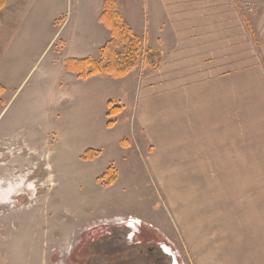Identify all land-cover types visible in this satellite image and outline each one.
Here are the masks:
<instances>
[{"label":"rangeland","instance_id":"1","mask_svg":"<svg viewBox=\"0 0 264 264\" xmlns=\"http://www.w3.org/2000/svg\"><path fill=\"white\" fill-rule=\"evenodd\" d=\"M117 1L147 25L148 41L122 16L143 49L152 48L149 24L154 14L162 20L163 0ZM236 1L251 14L252 75L264 81V0ZM89 6L60 0L46 49L0 60V203L6 206L0 225L4 213L12 215L11 227L0 229V253L22 264L41 252L38 264H133L126 254L135 246L126 238L140 226L141 235L170 247L179 264H264V102L244 114L237 99L235 140L243 148L235 162L187 161L178 143L158 152L133 131L137 99L130 81L78 79L72 94L71 81L55 90L46 73L69 54L66 23ZM40 21L46 22L38 15L37 30ZM158 66L147 67L141 57L134 69L142 74ZM250 88L253 98L264 92L256 80ZM107 100L121 108L114 117L106 116ZM110 119L115 124L107 127Z\"/></svg>","mask_w":264,"mask_h":264},{"label":"crops","instance_id":"2","mask_svg":"<svg viewBox=\"0 0 264 264\" xmlns=\"http://www.w3.org/2000/svg\"><path fill=\"white\" fill-rule=\"evenodd\" d=\"M86 1L90 2L88 9L84 8V12L65 25L68 28L63 49L69 54L60 58L55 72L48 66L46 73L53 78L55 90L71 81L74 94L79 78L65 69V60L91 57L92 51L98 59L99 48L109 37V30L99 20L104 0H83ZM115 1L133 31L145 35L148 41L147 25L128 17L125 7ZM236 2L163 0L162 20L156 22L154 14L149 24L155 33L152 48H158L161 53L158 68L154 71L147 68L142 74L134 69L127 76L116 78L122 82L130 81L134 88L137 105L131 115L133 131L139 132L138 136L145 135L146 141L158 152L166 153L178 143L182 157L187 161L231 163L235 162L237 148H243L237 146L235 140L237 99L240 112L248 114L253 104L264 102V92H258L253 98L251 88L248 91L247 86L256 80L264 89V81L260 76L258 80L252 75L251 14L243 12L239 5L237 8ZM59 4L60 0H6L0 9V60L35 48L45 50L51 41L45 42L50 34L48 24L58 16ZM38 15L46 20L37 23L42 26L40 30L35 29ZM253 16L257 19L260 14ZM261 38L264 44V35ZM158 39L161 45H158ZM236 51L239 52L235 55ZM93 76H102L95 78L108 82L112 80L110 76ZM93 76L79 80L85 82ZM105 81L107 88L109 84ZM62 93L66 94L65 87ZM177 135L174 141L170 139ZM11 218V213H4L0 229L5 231L11 227ZM39 259L31 262L27 259L23 264H38ZM0 264L22 263L2 252Z\"/></svg>","mask_w":264,"mask_h":264},{"label":"trees","instance_id":"3","mask_svg":"<svg viewBox=\"0 0 264 264\" xmlns=\"http://www.w3.org/2000/svg\"><path fill=\"white\" fill-rule=\"evenodd\" d=\"M5 2L6 0H0V9L5 6ZM99 20L109 30V38L99 48V58H68L64 62L67 71L74 73L79 79H86L97 74L122 78L135 68L141 57L147 67L154 69L158 66L160 50L143 49L140 37L125 22L117 9L115 0H104ZM107 108L106 116L108 117L116 116L121 109L110 101L107 102ZM114 124L113 119L106 122L107 127H112ZM110 169L111 167L107 169V172Z\"/></svg>","mask_w":264,"mask_h":264},{"label":"flooded vegetation","instance_id":"4","mask_svg":"<svg viewBox=\"0 0 264 264\" xmlns=\"http://www.w3.org/2000/svg\"><path fill=\"white\" fill-rule=\"evenodd\" d=\"M24 178L26 179L27 177L24 176ZM26 180H29V178H27ZM10 181L11 179H8V181H6L7 186L10 185ZM21 185H22V182H21ZM2 206H5V205L0 203V207ZM130 223H134V222H130ZM139 228L140 226H137L136 228H131L129 230L128 238H126L127 245L135 246L129 249L126 254V257L128 259H131L134 261L133 264H179L177 259L173 256V254H171L170 247L164 244V242H155L153 240H150V238L145 237L144 235H141ZM97 230L98 228H96V230L94 229L93 230L95 231L94 233H96ZM103 231L104 230H101L100 232H103ZM92 234L89 235V237H91ZM111 258H112L111 260H114L112 255H111ZM111 263L115 264L114 262H111V261L105 262V264H111Z\"/></svg>","mask_w":264,"mask_h":264}]
</instances>
